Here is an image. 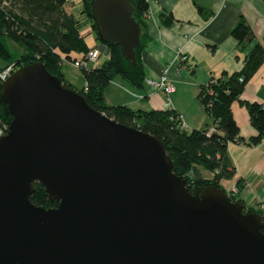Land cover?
<instances>
[{
	"label": "water",
	"instance_id": "obj_1",
	"mask_svg": "<svg viewBox=\"0 0 264 264\" xmlns=\"http://www.w3.org/2000/svg\"><path fill=\"white\" fill-rule=\"evenodd\" d=\"M94 37L135 65L133 0H88ZM0 264H264V218L191 193L153 135L91 108L40 61L0 83ZM39 182L50 201L29 200Z\"/></svg>",
	"mask_w": 264,
	"mask_h": 264
},
{
	"label": "trees",
	"instance_id": "obj_2",
	"mask_svg": "<svg viewBox=\"0 0 264 264\" xmlns=\"http://www.w3.org/2000/svg\"><path fill=\"white\" fill-rule=\"evenodd\" d=\"M134 17L139 25V42L134 48L135 65L131 66L120 54L117 45H101L108 53L99 65H80L82 84L76 86L63 77L61 62L73 60L71 51L84 55L88 49L80 29L84 21L93 22L88 0H0V71L7 65L14 68L33 61H40L45 69L56 75L62 86L76 90L93 109L103 112L113 120L149 133L163 144L172 161V171L185 179V185L193 193L205 185L222 188L221 179L230 178L234 167L227 155L228 142L256 145L264 138V104L241 100L239 95L245 83L264 60V48L254 40L253 32L244 18L230 29L236 46L242 53L241 66L232 72L211 74L205 84L199 86L197 99L204 110L207 123L199 129L187 130L180 125L177 113L165 109H131L125 105H109L103 98L104 87L119 77L135 88L143 86L144 70L139 52L148 37L146 0H133ZM202 11L201 7H197ZM171 15H161V22L168 24ZM13 43L15 46L9 43ZM0 79V83H1ZM237 100L247 110L249 124L255 134L246 140L239 135L230 104ZM11 116L0 97V127L7 126ZM212 130H209V128ZM196 164L213 172L210 179L191 178L190 166ZM29 200L35 205L51 207L43 186L34 181ZM232 200H237L228 196ZM239 201V200H238ZM240 203H242L240 201ZM243 205V203H242ZM264 218L263 208L245 207ZM264 232V221L261 228Z\"/></svg>",
	"mask_w": 264,
	"mask_h": 264
},
{
	"label": "crops",
	"instance_id": "obj_3",
	"mask_svg": "<svg viewBox=\"0 0 264 264\" xmlns=\"http://www.w3.org/2000/svg\"><path fill=\"white\" fill-rule=\"evenodd\" d=\"M75 3L77 0H72ZM75 1V2H74ZM148 37L139 52L144 70V78H156L164 66L168 65L167 77L174 90L167 96L145 85L135 88L119 77L112 79L103 90V98L109 105H125L135 109L170 108L182 115L185 129H199L207 119L201 107L197 92L210 75L222 71L232 72L241 66L242 53L238 51L236 40L230 29L244 18L250 26L254 40L264 48V0H146ZM201 7L199 11L197 7ZM171 15L168 24L161 22V15ZM90 21H84L80 29L87 46L96 43ZM15 46L13 43H9ZM178 51L190 58L192 67H178L172 59ZM76 52L71 51L69 57ZM63 59L61 70L64 79L76 86L82 84V76L73 75ZM142 95L138 97L137 95ZM244 101L264 104V60L245 83L239 95ZM233 119L239 135L245 140L255 134L249 124L246 108L234 100L230 104ZM227 155L234 167L230 178L221 179L220 185L227 193L234 187L233 198L245 207H256L264 203V138L256 145L228 142ZM191 178L210 179L213 172L199 165L190 166Z\"/></svg>",
	"mask_w": 264,
	"mask_h": 264
},
{
	"label": "built area",
	"instance_id": "obj_4",
	"mask_svg": "<svg viewBox=\"0 0 264 264\" xmlns=\"http://www.w3.org/2000/svg\"><path fill=\"white\" fill-rule=\"evenodd\" d=\"M78 1L79 0L74 2L77 3ZM72 4L76 5L73 3V1ZM88 26L89 29L93 30L90 23L88 24ZM107 55H108L107 51L101 45L94 43L91 46H88V49L84 55L78 53L74 57H72L73 60L71 62L77 68L80 65L97 66L104 58L107 57ZM172 60H173L172 62L175 63L178 67H185L189 69L192 67L190 58L182 51H178V53H176L175 57ZM14 69L15 68L12 64L5 66L0 71V79L1 80L5 79ZM167 69H168V65L164 66L161 73L156 78H144L143 81L145 85L149 86L153 90L160 91L168 96L174 90V85L167 77ZM137 96L141 97L142 95L138 94ZM177 117L180 120V125L182 127H185V125L182 122V115L180 113H177ZM6 128L7 126L0 127V136L5 134ZM210 130H212L211 127L209 128L208 132ZM234 191L235 189L234 187H232L229 190V193H227V196L233 197ZM256 207L263 208V203L258 204Z\"/></svg>",
	"mask_w": 264,
	"mask_h": 264
},
{
	"label": "rangeland",
	"instance_id": "obj_5",
	"mask_svg": "<svg viewBox=\"0 0 264 264\" xmlns=\"http://www.w3.org/2000/svg\"><path fill=\"white\" fill-rule=\"evenodd\" d=\"M66 68L69 70V72H71L73 75H78L79 73V69L74 66L73 64H65Z\"/></svg>",
	"mask_w": 264,
	"mask_h": 264
}]
</instances>
